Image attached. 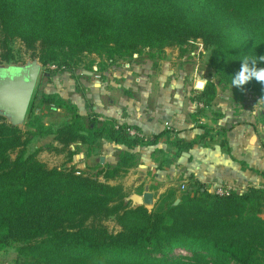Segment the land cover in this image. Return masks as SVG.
I'll return each mask as SVG.
<instances>
[{
	"label": "trees",
	"instance_id": "obj_1",
	"mask_svg": "<svg viewBox=\"0 0 264 264\" xmlns=\"http://www.w3.org/2000/svg\"><path fill=\"white\" fill-rule=\"evenodd\" d=\"M15 38L44 64L60 65L84 51L105 50L114 63L146 45L201 38L219 76L200 95L210 101L217 85L231 83L245 55L264 56V0H0L2 60L14 58ZM242 88L264 92L255 79ZM56 95L43 91L35 100L39 108L64 103ZM30 105L24 126L0 114V250L16 242L19 264H206V256L211 264H264V185L222 195L203 186L179 196L169 190L151 208L132 206L123 185L109 179L134 163L133 154L122 153L118 164L96 173L50 167L37 149L27 153L34 135L52 132L37 104ZM120 126L94 118L86 123L75 109L55 132L66 144L92 145L103 133L128 145L156 141L130 137L128 125ZM205 127L204 136L210 133ZM217 132L225 143L227 128ZM196 141L177 145L190 148ZM110 217L121 229H109L104 220ZM178 249L193 258L169 256Z\"/></svg>",
	"mask_w": 264,
	"mask_h": 264
},
{
	"label": "crops",
	"instance_id": "obj_2",
	"mask_svg": "<svg viewBox=\"0 0 264 264\" xmlns=\"http://www.w3.org/2000/svg\"><path fill=\"white\" fill-rule=\"evenodd\" d=\"M208 50L196 38L166 46L157 58L133 60L129 65L126 61L95 64L100 71L93 70L95 65L82 70L81 95L74 82L60 75L53 78L57 97L71 99L84 120L136 126L155 142L128 145L103 133L92 145L81 139L66 144L55 131L73 114L68 120H48L40 107L42 122L52 132L37 133L30 144L50 167L74 165L88 173L108 169L120 162L122 153H131L134 163L109 182L122 184L129 194L150 190L155 202L169 190L179 196L182 184L211 191L222 184L239 190L264 185V131L258 115L237 105L219 85L212 100L200 98L207 82L203 65ZM199 81L202 87L197 86ZM205 126L210 133L204 136ZM221 128H227L225 143L217 132ZM195 139L190 148L177 145ZM100 179H105L103 174Z\"/></svg>",
	"mask_w": 264,
	"mask_h": 264
},
{
	"label": "rangeland",
	"instance_id": "obj_3",
	"mask_svg": "<svg viewBox=\"0 0 264 264\" xmlns=\"http://www.w3.org/2000/svg\"><path fill=\"white\" fill-rule=\"evenodd\" d=\"M204 43V42H203ZM13 51H14V58L11 60H2L0 58V66H9V65H22L25 64L28 61L37 60L42 65V71L40 73V76L37 80L36 87L33 93V97L31 100L32 102H35L37 104L36 110H38V100H35V96L39 95L41 92L45 91L47 93H53L57 94L53 91V78L56 77V75H60L66 79L67 82L71 81L72 83L76 85V90L81 95L82 91L84 90V87L82 85V78L84 76L83 69L84 68H92L93 65L97 64L99 65L102 62H108L107 59V52L101 51H84L78 54L73 60L71 59L69 61V64H62L60 65L57 61H49L47 64H44L39 56L37 54L33 53V49L27 48L24 42L20 38H15L13 40ZM205 45V44H204ZM168 46V43L165 44V46H144L140 49V51H137L134 53L132 57H123V56H117L116 57V63H122L124 61L128 62V60H143L146 58H157L162 55L164 48ZM208 48V47H207ZM210 49L208 50V53L206 55V63H204V69H205V78H207V82L211 80V78L214 81H217L218 71L215 66H213L210 61ZM97 65H95L97 67ZM94 71H100L99 67L94 68ZM46 72V73H45ZM74 79H76L74 81ZM206 82V83H207ZM219 87L223 88L224 91H227L228 94H231L230 96H233L235 100H237V105H244L243 107L247 108L249 111H255L256 115L260 118V125L261 129L264 131V92H259L254 89H248V88H239L236 86H233L231 83L227 85L219 84ZM58 95V94H57ZM56 95V98H57ZM60 98H62L60 96ZM63 99V98H62ZM64 103L61 104H55V103H49L46 105H42L41 107L44 109V111L48 114V120H57L63 121L68 120V118L71 117V115L75 111V106L71 104V99L68 101L63 99ZM255 102V103H254ZM56 105V109L52 108V106ZM31 106V105H30ZM70 106H74L73 108ZM31 107H29L28 114L26 116V119L24 123H22L21 126H24V124L29 120L30 116L32 115L30 112ZM30 113V115H29ZM86 123L87 121L84 120ZM35 151V144L32 142L31 144H28L27 147V153ZM12 156H15V152L12 153ZM183 191V190H182ZM149 208H151L153 205H147ZM264 217V211L260 213ZM104 222L107 224L110 230L112 231H118L121 229V226L118 224V222L115 220L114 217H110L108 219H105ZM17 243H13L9 246H7L4 249L0 250V264H19L18 263V252L16 250ZM194 253L188 250H179L172 252L169 254V256H184L185 258H193ZM204 263L211 264V258L208 256L203 258Z\"/></svg>",
	"mask_w": 264,
	"mask_h": 264
},
{
	"label": "water",
	"instance_id": "obj_4",
	"mask_svg": "<svg viewBox=\"0 0 264 264\" xmlns=\"http://www.w3.org/2000/svg\"><path fill=\"white\" fill-rule=\"evenodd\" d=\"M42 65L37 60L22 65L0 66V114L16 125L24 123L31 104ZM46 73V72H45ZM203 81L197 83L202 87ZM132 206L154 205V194L150 190L134 192L126 196Z\"/></svg>",
	"mask_w": 264,
	"mask_h": 264
},
{
	"label": "clouds",
	"instance_id": "obj_5",
	"mask_svg": "<svg viewBox=\"0 0 264 264\" xmlns=\"http://www.w3.org/2000/svg\"><path fill=\"white\" fill-rule=\"evenodd\" d=\"M258 63H264V56H248L242 59V65L239 72L233 77L231 84L236 87H243L249 81L255 79L264 84V67H257Z\"/></svg>",
	"mask_w": 264,
	"mask_h": 264
},
{
	"label": "built area",
	"instance_id": "obj_6",
	"mask_svg": "<svg viewBox=\"0 0 264 264\" xmlns=\"http://www.w3.org/2000/svg\"><path fill=\"white\" fill-rule=\"evenodd\" d=\"M130 63L128 62L127 65H129ZM95 68L97 69V67L95 66ZM116 128L121 127L120 123H116L114 125ZM124 132L130 136V137H136L139 139H142L144 141H149L150 139H152L153 137L146 133L144 130H142L141 128H138L136 126H132V125H128L125 127ZM182 189H185V185L182 184ZM235 187L233 185L230 184H222L216 187L215 189V193L217 194H229L232 190H234ZM183 250V249H181Z\"/></svg>",
	"mask_w": 264,
	"mask_h": 264
}]
</instances>
